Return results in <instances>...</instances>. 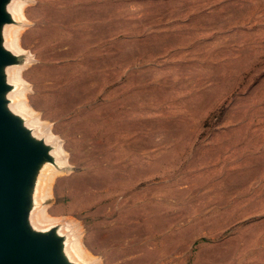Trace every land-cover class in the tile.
Instances as JSON below:
<instances>
[{"label":"rangeland","instance_id":"1","mask_svg":"<svg viewBox=\"0 0 264 264\" xmlns=\"http://www.w3.org/2000/svg\"><path fill=\"white\" fill-rule=\"evenodd\" d=\"M12 108L54 144L33 221L76 264H264V0H13Z\"/></svg>","mask_w":264,"mask_h":264},{"label":"water","instance_id":"2","mask_svg":"<svg viewBox=\"0 0 264 264\" xmlns=\"http://www.w3.org/2000/svg\"><path fill=\"white\" fill-rule=\"evenodd\" d=\"M12 1L0 0V264H76L59 226L39 228L33 221L40 177L57 159L54 144L12 108L9 68L21 62L6 41L15 22Z\"/></svg>","mask_w":264,"mask_h":264}]
</instances>
